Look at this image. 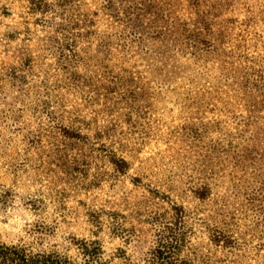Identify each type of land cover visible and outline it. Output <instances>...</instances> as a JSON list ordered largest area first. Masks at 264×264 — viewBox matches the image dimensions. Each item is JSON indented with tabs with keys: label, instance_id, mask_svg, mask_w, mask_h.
Masks as SVG:
<instances>
[{
	"label": "rangeland",
	"instance_id": "obj_1",
	"mask_svg": "<svg viewBox=\"0 0 264 264\" xmlns=\"http://www.w3.org/2000/svg\"><path fill=\"white\" fill-rule=\"evenodd\" d=\"M0 242L264 264V0H0Z\"/></svg>",
	"mask_w": 264,
	"mask_h": 264
},
{
	"label": "trees",
	"instance_id": "obj_2",
	"mask_svg": "<svg viewBox=\"0 0 264 264\" xmlns=\"http://www.w3.org/2000/svg\"><path fill=\"white\" fill-rule=\"evenodd\" d=\"M119 167L123 166V162L117 161ZM162 247V246H161ZM163 248V247H162ZM168 250V249H167ZM160 255L164 251H158ZM90 256L98 255L96 250L89 251ZM164 254L170 260V256ZM169 256V257H168ZM168 262V261H167ZM0 264H74L67 256L60 255L56 252H34L20 244H8L0 242ZM182 264H189L183 262Z\"/></svg>",
	"mask_w": 264,
	"mask_h": 264
}]
</instances>
